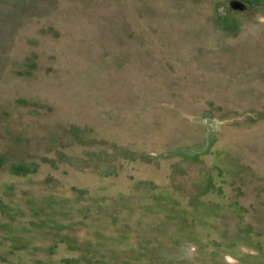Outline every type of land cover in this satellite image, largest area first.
I'll return each instance as SVG.
<instances>
[{
    "label": "rangeland",
    "instance_id": "obj_1",
    "mask_svg": "<svg viewBox=\"0 0 264 264\" xmlns=\"http://www.w3.org/2000/svg\"><path fill=\"white\" fill-rule=\"evenodd\" d=\"M234 1L0 0V264H264V0Z\"/></svg>",
    "mask_w": 264,
    "mask_h": 264
},
{
    "label": "trees",
    "instance_id": "obj_2",
    "mask_svg": "<svg viewBox=\"0 0 264 264\" xmlns=\"http://www.w3.org/2000/svg\"><path fill=\"white\" fill-rule=\"evenodd\" d=\"M261 0H250V3H258V2H260ZM238 3V1L236 0V1H234V2H232V4H233V6L235 7V8H239L238 6H239V3H238V5H237V3ZM242 5H245V4H242ZM240 9V8H239Z\"/></svg>",
    "mask_w": 264,
    "mask_h": 264
}]
</instances>
